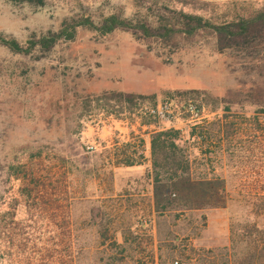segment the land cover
Here are the masks:
<instances>
[{"label":"rangeland","instance_id":"374dc122","mask_svg":"<svg viewBox=\"0 0 264 264\" xmlns=\"http://www.w3.org/2000/svg\"><path fill=\"white\" fill-rule=\"evenodd\" d=\"M139 1L146 15L154 0ZM211 2L215 8L195 13L216 17L226 7L252 12L264 6V0ZM135 6L134 0H47L41 9L18 5L16 26L0 27V38L14 37L25 46L32 36L59 32L65 21L89 17L100 24L112 14L131 18ZM187 53L185 64L174 73L208 85L194 86L201 91L175 90L179 87L173 85L183 87L185 82L170 74L157 76L162 62L121 30L102 36L79 28L74 41H59L45 52L35 48L29 55H14L0 42V226L11 222L12 214L25 221L28 213L39 226L41 215L53 213L58 225L71 227L74 264H107L109 258L119 257L118 247L124 241L126 264H152L153 257L156 264H204L208 251L231 246L232 231L255 221L264 226V199L255 198L264 195V113L236 93L235 76L216 55L212 42L199 40ZM109 90L155 94L157 107L172 105L176 118L158 123L181 130L194 179L208 181L182 183L170 200L176 208L186 203L199 207L194 210L221 208L222 215L210 217L194 210H177L167 217L161 213L154 232L135 207L136 198H111L123 192L116 190L112 171L104 166L110 153L90 149L87 127L110 112L133 121L150 103L135 107L85 100ZM202 90L209 95L203 96ZM190 103L200 110V119L177 110ZM140 147L134 151L130 144H121L113 152L115 161H140ZM31 174L38 184L30 182ZM26 184L43 191L44 199L33 193L26 203L20 194ZM254 212L260 214L257 220L251 216ZM0 235L3 238L2 230ZM4 241H0V264H16Z\"/></svg>","mask_w":264,"mask_h":264},{"label":"trees","instance_id":"16d2710c","mask_svg":"<svg viewBox=\"0 0 264 264\" xmlns=\"http://www.w3.org/2000/svg\"><path fill=\"white\" fill-rule=\"evenodd\" d=\"M12 2L17 6L28 5L34 9H41L46 6L47 0ZM134 2L136 11L131 18L112 14L104 18L100 24H95L86 17L78 21H65L59 32H50L41 38L32 36L25 46L14 37L10 39L1 37L0 42L14 55H29L35 48L45 52L53 49L59 41H74L79 28L102 36L121 30L130 33L136 43L147 47V51L154 53L155 58L162 62L160 69L155 70L157 76L170 74L175 80L185 82L183 87L173 85L179 87L175 90L179 91L182 88L186 91H201L194 86L208 85L200 84L191 77L179 78L174 71H178L179 66L185 64L184 58L188 55V50L199 40L205 39L212 42L216 55L225 60L227 69L235 76L238 88L236 93L247 97V102L258 106V111L264 113V6L252 12H247L243 7L232 10L226 7L215 17L213 14L195 13L208 12L212 7L215 8L211 0H154L153 7L147 9L146 15H142L140 1ZM198 4L201 6H197ZM186 8L194 12L186 11ZM143 55L141 52L140 56ZM78 78H82L81 75ZM84 80H87V77ZM202 92L205 97L209 95L206 90ZM101 93L99 96L87 95L85 100L89 103L123 102L135 107L139 102L150 103L149 109L142 110L139 117L143 124L160 129L151 135L152 178L158 209L185 211L199 208L189 203L176 208L170 200L173 192L178 191L180 184L189 186L197 180L205 182L208 179L206 177L194 179L193 161L181 130L175 127L162 128L158 123L159 119L149 112L158 106L156 95H135L112 90ZM217 101L219 102V98ZM114 113L110 112L112 115H115ZM29 180L38 184L32 174ZM33 193H36V198L42 200L46 196L41 190L31 189L29 184L24 185L20 191L21 196L27 200L26 203L32 198ZM260 197L264 199V195L261 196L260 193L255 195L256 199ZM44 202L46 205L47 201ZM27 216V220L20 222L17 221L16 214H12L11 222L6 226H0L2 235L4 234L3 238L0 235V241L4 239L8 245L10 259L16 264H74L73 234L69 224L58 225L55 222L57 216L51 212L39 217L41 222L39 226L33 221L34 216L29 213ZM251 216L257 220L260 214L254 212ZM125 244L126 241L122 247L121 245L118 247L121 249L119 257L109 258L107 264H126V257L123 255L127 251ZM2 256L0 254V259ZM204 262H206L204 264H264V226L255 221L250 226L232 231L231 246L219 252L208 251ZM152 264H156L154 257Z\"/></svg>","mask_w":264,"mask_h":264},{"label":"crops","instance_id":"0c3cea01","mask_svg":"<svg viewBox=\"0 0 264 264\" xmlns=\"http://www.w3.org/2000/svg\"><path fill=\"white\" fill-rule=\"evenodd\" d=\"M166 126V125H165ZM167 127H164V129ZM160 130L156 126L143 124L140 117L131 121L128 118H117L110 114L102 120L87 127L86 136L91 144L93 152H109V159L105 158V167H108L113 174V182L116 190L123 193H113L111 198L132 199L136 198L135 204L140 213L148 218L146 223L153 226V231H157L160 214L167 215L174 211L159 210L156 198L155 185L152 178V150L151 135ZM130 144L136 151L138 144L142 158L140 161L131 163L115 161L113 152L121 144ZM132 156V155H131ZM135 156V154L133 155ZM204 212L209 216L216 213L222 215L224 209L214 208L210 210L198 209L192 212ZM184 212V211H181ZM164 217V216H162ZM183 217V215H181Z\"/></svg>","mask_w":264,"mask_h":264},{"label":"built area","instance_id":"2783aa9c","mask_svg":"<svg viewBox=\"0 0 264 264\" xmlns=\"http://www.w3.org/2000/svg\"><path fill=\"white\" fill-rule=\"evenodd\" d=\"M173 109L174 108L172 107V105L164 104L155 109L149 110V112L152 115L156 116L158 119L170 123L176 118L175 110ZM177 110H179V113H187L192 120L201 118L200 110L191 103L188 105L182 106L180 108H177ZM175 264H181V263L176 262Z\"/></svg>","mask_w":264,"mask_h":264},{"label":"clouds","instance_id":"9594fccd","mask_svg":"<svg viewBox=\"0 0 264 264\" xmlns=\"http://www.w3.org/2000/svg\"><path fill=\"white\" fill-rule=\"evenodd\" d=\"M16 8L17 5L12 0H0V27L16 26Z\"/></svg>","mask_w":264,"mask_h":264}]
</instances>
